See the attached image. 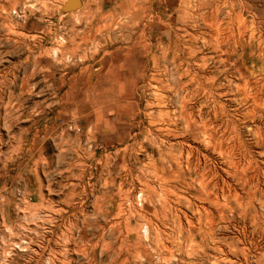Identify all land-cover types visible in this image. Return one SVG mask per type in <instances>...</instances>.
<instances>
[{"label": "rangeland", "instance_id": "obj_1", "mask_svg": "<svg viewBox=\"0 0 264 264\" xmlns=\"http://www.w3.org/2000/svg\"><path fill=\"white\" fill-rule=\"evenodd\" d=\"M132 1L140 8L137 18ZM66 2L0 0V264H111L118 248L123 255L148 248L153 264H264V216L262 226L230 212L222 219L214 212L210 221L204 210L214 209L201 200L197 175L187 174L185 185L174 179L180 172L174 164L166 174L174 176L169 193L161 198L152 165L161 149L167 158L184 154V169L189 148L219 170L223 160L201 131L209 120L229 121L248 148L255 185L264 188V111L247 98L259 89L256 82L264 84V0H81L80 8L65 10ZM169 36L183 50L194 49L197 59L206 57L205 85L177 93L169 75L152 79L151 59L160 50L148 60L123 59L127 73L141 70L128 87L131 110L123 111L117 134L110 131L96 116L100 95L90 67L103 60V75L118 47L137 39L166 46ZM182 94L183 113H195L200 136L181 118ZM160 112L167 114L165 124ZM160 127L174 132L167 138ZM256 127L260 145L249 132ZM123 155L128 171L113 172ZM145 185L157 194L149 201ZM131 201L132 212L145 218L129 217ZM146 226L149 239L134 247V230ZM137 263L130 257L127 264Z\"/></svg>", "mask_w": 264, "mask_h": 264}, {"label": "bare ground", "instance_id": "obj_2", "mask_svg": "<svg viewBox=\"0 0 264 264\" xmlns=\"http://www.w3.org/2000/svg\"><path fill=\"white\" fill-rule=\"evenodd\" d=\"M132 4L134 5V7H133L134 11L132 13L133 18H135V17L137 18L140 14V11H139L140 8H136L137 4L135 1H132ZM63 5L65 6V4H63ZM237 23H238V21H237ZM219 24H220V22H219ZM217 26H218V24H217ZM141 31H142L141 36H143L146 33V28H144ZM240 33H241V31H240ZM253 40L254 39L251 36L250 43L253 42ZM61 41H63V40H61ZM168 43L169 44L166 46L162 42L158 43L157 45H152L150 43H142L139 39H137L133 43L131 42V45H129L128 47H124V46L118 47L115 51H113L111 53L112 59L110 62V69L108 70L107 73L105 72L103 75L99 73L100 68L104 64L103 60H100L99 63L97 62L92 67H90L91 70L93 71V74L90 76L91 83L96 85V87L99 90V95H100L99 97H97L94 100V104L101 105V107L98 108V110H97L96 116L99 119V122L100 121L105 122L104 126L108 129H110V131H112V132L114 131L117 134V131H115V129H117L116 125L119 124L118 120H121V118L123 117V111H125V110L130 111L131 110L130 108H131L132 104H131L130 100H131V97L133 95L130 94L128 87H130L131 83L133 82L132 78L137 77V75L139 76L140 75L139 72L141 70L140 67H137L138 66L137 65L138 61H137V64H136L137 68L135 69V71H130V73H127L126 70H123V64H122V62H124L123 59L124 60H129V59H134V60L135 59L136 60L146 59V60H148L149 59L148 55L153 51V49L160 50L162 52L161 57H157L158 56L157 55V56L152 57V59H151L153 68L155 69V72H156V74H153L152 79L153 78L156 79L157 77L155 78V76H157L158 74H161V73L162 74L164 73V76L169 75L170 77H172L173 84L175 85L174 91H177V93L185 92L187 90V87H189V85L197 84L199 87H201V84H202V86L205 85L204 82H202V80H201L203 77V76H201V69L202 70L204 69V66L207 62L206 57L202 58V61H201V58L197 59L195 56V52H193L194 49L192 51L191 50L185 51L186 49L183 50L181 45H180V41H178V40L171 41L170 36H169V42ZM262 49H264V48H262ZM197 51H198V49H197ZM123 52H125L126 54L125 53L123 54ZM263 52L264 51H262V53ZM127 53H131V54L128 56ZM130 57H132V58H130ZM95 59H96L95 56H93L92 61H95ZM194 59H196V61ZM201 62H202V65H201ZM194 66H196V69H194ZM144 71H146V70H144ZM211 82L214 83L215 78ZM161 83H164V82H161ZM250 83L251 82L246 81L245 86L246 87L250 86ZM254 85H257L258 86L257 88H259L260 90L258 89L253 94L252 97H250L251 95L250 96L247 95V98H252L251 100L253 101L254 109L261 108L264 111V98H263L264 84L262 83V85L259 86V83L256 82ZM212 88H213V86H212ZM210 91H211V89H210ZM210 93L211 92H208L207 94L210 95ZM155 95H156V93H155ZM157 95H159V94H157ZM97 96H98V94H97ZM181 97H180V100H181V103L183 105L182 106L183 110L181 112V118L182 119L185 118L187 128L190 130L192 136H194V137H196L198 135L200 136V133L196 132L197 127H198L197 126L198 122L194 118L195 113L190 112L188 114V116L183 113L184 109L186 110V106H184L185 105L184 103L187 102V100H186L187 96H184L182 94ZM222 113L224 114L225 112H222ZM158 116L160 119L159 121L165 124V118H166L167 114L160 112L158 114ZM113 118H115L118 122L113 123L112 122ZM151 118H153V115H151ZM217 118L218 117L215 114V119L218 120ZM209 121H210V123H207V122L203 123V125H204L203 130L204 131H201V136L205 137V139H207L209 141V144L213 145L214 150L218 151V155L223 160V166L219 170L215 169V167L213 165H211L212 162H210L208 156L202 155V154H201V156H195V154H193L194 153L193 149L190 150L188 148V150L186 149V151H184L185 149L183 148L184 149L183 151L187 153V158L184 162L186 166L183 169L182 161L184 159V156H183L184 154L181 153L179 156L167 158L168 155L166 153H164L163 151H161V149H158V156L159 157L157 160H154L152 165L154 168L153 176L155 178L156 185L158 186L157 188H159V190L161 191L160 197L162 198L164 195L166 196L169 193L168 192L169 189L167 187H170V182L173 181L174 176L171 175L168 177V176H166V174L173 171L174 164H175L176 168H178L180 170V172L178 171V175L175 176L174 179L182 178V180H184L183 183L185 185H188V183L186 182V175L187 174L190 176L195 174L199 177L200 182L197 185L201 189V191H199V192H201L200 193L201 200H205L206 202L211 204V207L214 209V210H209V209L204 210L206 212V214L208 215L207 218L210 221H213V219H214L213 218L215 215L214 212H216L219 215L218 217H221V219L226 215L225 212H230V213H232L233 216H234V214H237L241 219L253 220L254 224L259 226L263 223L262 217L264 216V214H262V212H260V211H264V188L261 189V188H259L258 184L255 185V177L253 176V174L250 171V167H252V165L250 166V162L247 161V158L249 156V153H248L249 151H248V148L246 147L245 143H243L241 133L236 131L237 125H233L231 127L230 124H226L227 121L226 122L221 121L220 123H218V121H217V124L212 123L211 120H209ZM152 124H154V123H152ZM193 127L195 128L194 130H193ZM157 130L160 134H162L165 131L166 137H167V135L170 136L171 133L174 132V131H171L170 128L163 130V127H160ZM249 132L252 133L253 137L256 140V143L258 145H260L262 137H263V133H262L261 129L259 127H256L253 131L250 130ZM166 148H168V147L166 146ZM127 150H129V147L126 148L124 151L127 152ZM168 151L169 150H167V152ZM170 153H172V152H170ZM200 157H201V159H200ZM159 164H161V166H158ZM127 169H128V165H126L125 156L123 155L121 157V164H118L113 172L121 171V172L125 173L128 171ZM130 170H129V172L132 171V170L131 171ZM128 177H129V175H128ZM140 181H141V179H140ZM142 182H143V180H142ZM148 183H149V181H148ZM174 183L175 182H173L172 185ZM238 184H240L242 186V191H243L242 194L238 193L239 189L237 190V188L235 187ZM149 187H150L149 185H145L144 194L146 195L147 192H149V193L152 192V194L149 196L148 195L144 196L145 201L146 200L149 201V200H151L152 196L157 195L155 190L151 189ZM152 188H154V187H152ZM142 189L143 188H141V191H142ZM243 195H246L247 197L244 198ZM170 197H172V196H170ZM259 197L261 199H259ZM128 200H126V201H128ZM129 203H130V205H129L130 206V208H129L130 209V213H129L130 218L135 217V216H139L141 218L146 217V216H143L141 213L137 212L138 210H135L134 212H132L133 207H134V204H133L134 202L131 201ZM136 206L139 207V205L137 203L135 205V208H136ZM123 211H124V209H123ZM119 213H122V212L119 210ZM123 215H121V216H123ZM126 215H127V213L125 214V216ZM215 217H216V215H215ZM164 218L166 219V216H164ZM119 219H121V218H119ZM148 221H149V224L152 225L151 220H148ZM180 222H181V220H180ZM190 224H192V223H190ZM212 224H213V222H212ZM196 229H198L200 231L202 236L205 235V231L203 232V230H201V228H196ZM148 231L149 230H148L147 226L145 228L144 227L143 228H136L134 230L135 235H132V237L135 240V241L133 240L134 247L142 244L143 242H145L149 239ZM214 233H215L214 228L210 227L206 234L209 235V237H210V235H214ZM112 236H114V235H112ZM126 240H128V239H126ZM154 245H157V244H154ZM111 251H112V254L110 255V263L111 264H127L130 257L136 258V261L138 262L137 264H153V256H152L153 254L151 253V251L148 250V248L147 249L144 248V250H143L144 253H142L143 255L141 254V251L140 252L136 251L135 253H130L129 250H127V252L124 253V255H123L122 254L123 252L121 250H119V248L113 249ZM122 256H125V257L122 258Z\"/></svg>", "mask_w": 264, "mask_h": 264}, {"label": "water", "instance_id": "obj_3", "mask_svg": "<svg viewBox=\"0 0 264 264\" xmlns=\"http://www.w3.org/2000/svg\"><path fill=\"white\" fill-rule=\"evenodd\" d=\"M82 2L81 0H67L64 8L65 10H69V9H78L81 6Z\"/></svg>", "mask_w": 264, "mask_h": 264}]
</instances>
